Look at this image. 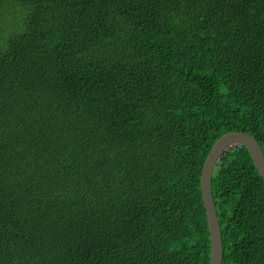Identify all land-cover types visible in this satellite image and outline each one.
<instances>
[{
	"label": "trees",
	"instance_id": "obj_1",
	"mask_svg": "<svg viewBox=\"0 0 264 264\" xmlns=\"http://www.w3.org/2000/svg\"><path fill=\"white\" fill-rule=\"evenodd\" d=\"M229 131L264 155V0H0V264H209ZM211 190L222 264H264L245 146Z\"/></svg>",
	"mask_w": 264,
	"mask_h": 264
},
{
	"label": "water",
	"instance_id": "obj_2",
	"mask_svg": "<svg viewBox=\"0 0 264 264\" xmlns=\"http://www.w3.org/2000/svg\"><path fill=\"white\" fill-rule=\"evenodd\" d=\"M241 144L247 148L252 161L264 181V155L257 140L244 131H229L219 136L212 144L202 165L200 191L210 235L209 264H222V236L215 204L212 197L211 177L222 154L231 146Z\"/></svg>",
	"mask_w": 264,
	"mask_h": 264
}]
</instances>
